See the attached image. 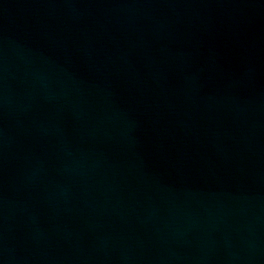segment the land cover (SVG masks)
Wrapping results in <instances>:
<instances>
[{"label": "water", "instance_id": "95a60500", "mask_svg": "<svg viewBox=\"0 0 264 264\" xmlns=\"http://www.w3.org/2000/svg\"><path fill=\"white\" fill-rule=\"evenodd\" d=\"M0 264H264V0H0Z\"/></svg>", "mask_w": 264, "mask_h": 264}]
</instances>
